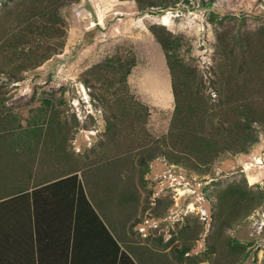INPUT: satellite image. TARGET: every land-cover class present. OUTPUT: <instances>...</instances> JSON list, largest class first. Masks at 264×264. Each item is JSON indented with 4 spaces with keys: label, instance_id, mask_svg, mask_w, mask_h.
I'll list each match as a JSON object with an SVG mask.
<instances>
[{
    "label": "rangeland",
    "instance_id": "rangeland-1",
    "mask_svg": "<svg viewBox=\"0 0 264 264\" xmlns=\"http://www.w3.org/2000/svg\"><path fill=\"white\" fill-rule=\"evenodd\" d=\"M58 13L65 21L63 47L36 67L32 65L37 57L31 66L28 57L31 51L41 52L40 47L30 43L18 44L16 50L6 47L8 40L17 38L8 36L20 31L25 15L0 22L1 33L6 32L0 37V133H35L36 144L44 133V153L55 169L60 164L85 168L98 162L103 175L105 166L120 171L118 184L134 196L128 209L119 201L114 183L96 192L83 180L82 184L93 208L104 218L108 214L115 219V227L130 209L124 227L135 243L149 242L165 252L186 245L197 264L211 259L218 264H264V125L256 128V141L244 152H224L197 169L171 164L163 156L147 166L140 161L146 149L142 142L150 137L158 142L166 135L175 108L170 68L148 26L162 25L179 38L173 52L184 68L179 73H195L188 76L193 82L203 80L207 87L211 67L219 59L217 32L234 23L242 29L264 24V0H182L163 10L144 11L134 0H79L60 6ZM129 53L136 63L126 83L133 99L147 107L144 129L139 122L129 127L128 120L138 118L129 103H117L121 89L113 84L114 76L124 72L121 67L116 70L118 61ZM210 97L215 99L216 94ZM123 108L129 112H121ZM232 183L259 190L262 201L232 227L216 231V196ZM226 241L236 250H228Z\"/></svg>",
    "mask_w": 264,
    "mask_h": 264
},
{
    "label": "trees",
    "instance_id": "trees-1",
    "mask_svg": "<svg viewBox=\"0 0 264 264\" xmlns=\"http://www.w3.org/2000/svg\"><path fill=\"white\" fill-rule=\"evenodd\" d=\"M134 1L138 9L144 11L153 8L163 10L182 0ZM76 2L79 0H0L2 4L0 6L4 7L6 12L2 13L0 7V22L7 19L6 17H9L10 21L11 18L25 15L19 22L20 31H14L16 35L8 36V39L17 38L15 41L12 38L11 42L8 40L6 47L16 50V45L21 43L40 47L41 52L34 55L31 51L28 57L29 66L34 56L37 57L33 67L39 66L50 56L60 53L63 47L65 21L59 15L58 9L62 5H72ZM148 28L165 53L171 73L175 108L166 135L158 142H154L152 137L142 142L146 149L145 151L143 149L140 155L141 163L147 166L159 156H163L171 164H189L197 169L211 164L224 152H244L256 141L254 136L256 128L264 125V24L242 29L239 24L234 23L233 27L217 32L219 59L211 67L207 87L204 86L203 80L198 79L197 82H193L188 76L189 74L194 76L195 73H185V76L179 73V68L184 70L183 65L173 57L179 38L162 25L150 24ZM2 36L3 38L6 36L5 30H2V33L0 31V37ZM38 36L45 37L46 41L37 39ZM118 63L120 64L116 70L121 67L124 72L114 76L116 80L113 84H117L115 86L121 89L117 103L120 102L121 105L129 103V109L134 112V117L138 118L129 119V127L139 122L144 129L148 114L147 107L133 99L126 83V77L136 63L135 56L129 53ZM13 78L20 77L14 75ZM206 88H209L207 94ZM212 92L216 94L215 99L210 97ZM95 98H100L103 102L105 100L102 97ZM123 111L129 112L127 108H123L121 112ZM1 135L2 133H0V146H2ZM39 136L41 139L37 140L38 165L49 164V156L44 158L42 155L45 134L40 133ZM94 164L85 168L68 165L61 167V164L56 169V166L50 167L56 173L53 174L50 170L49 175L54 179H48L47 182L53 181L46 184L44 189H54L58 193L57 200L62 203L61 209L65 205L67 213L65 227L68 233L64 241L67 242L68 249L65 254L66 260H62V264H75L78 254L79 261L80 256H83V264L196 263L189 257L190 249L186 245L182 250L173 246L165 252L150 246L149 242L135 243L127 236L124 225L130 209L129 212L126 210L132 204L134 196L131 191L122 189V185L118 184L122 179L120 171L116 172L105 166L103 175L99 163ZM79 172L81 179L78 177ZM82 180L92 192H96L101 187L107 190L112 183L115 184V190L119 191V201L127 206L118 228L113 223L115 219L108 214L104 218L93 208L90 200L85 196ZM262 197L263 193L259 190L251 192L240 184L232 183L226 186L216 196L215 230L232 227L239 218L247 216L259 206ZM196 238L198 237H192V239ZM168 245L170 242L166 243V246ZM224 246L230 251L236 250L229 241H226ZM62 255L64 259V251L63 254L62 252L59 254L61 258ZM60 261L57 263L60 264ZM209 261L210 264H218L212 259Z\"/></svg>",
    "mask_w": 264,
    "mask_h": 264
},
{
    "label": "crops",
    "instance_id": "crops-1",
    "mask_svg": "<svg viewBox=\"0 0 264 264\" xmlns=\"http://www.w3.org/2000/svg\"><path fill=\"white\" fill-rule=\"evenodd\" d=\"M18 134L6 130L1 135L0 264H62L68 249L65 205L61 209L54 189H44L54 177L51 164L38 165L36 134ZM82 259L78 254L75 264H83Z\"/></svg>",
    "mask_w": 264,
    "mask_h": 264
},
{
    "label": "water",
    "instance_id": "water-1",
    "mask_svg": "<svg viewBox=\"0 0 264 264\" xmlns=\"http://www.w3.org/2000/svg\"><path fill=\"white\" fill-rule=\"evenodd\" d=\"M88 9H90V12L94 17L95 22H97L96 14L94 13L93 9L89 5H88Z\"/></svg>",
    "mask_w": 264,
    "mask_h": 264
}]
</instances>
